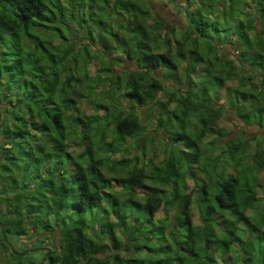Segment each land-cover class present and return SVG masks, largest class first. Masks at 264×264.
Here are the masks:
<instances>
[{
  "label": "trees",
  "instance_id": "1",
  "mask_svg": "<svg viewBox=\"0 0 264 264\" xmlns=\"http://www.w3.org/2000/svg\"><path fill=\"white\" fill-rule=\"evenodd\" d=\"M85 4L0 0L1 240L26 234L27 222L58 237L48 264H264V0L262 20L235 22L234 38H213L194 18L163 37L164 22L142 5L123 7L131 16L115 30ZM91 58L93 81L79 65ZM124 61L135 67L115 74ZM83 99L93 114L80 111ZM226 107L262 132L221 143ZM149 108L164 155L140 164Z\"/></svg>",
  "mask_w": 264,
  "mask_h": 264
},
{
  "label": "rangeland",
  "instance_id": "2",
  "mask_svg": "<svg viewBox=\"0 0 264 264\" xmlns=\"http://www.w3.org/2000/svg\"><path fill=\"white\" fill-rule=\"evenodd\" d=\"M87 4H85L82 8L84 11L86 10L92 15V19H102L105 22L113 24L115 30H118L116 24L118 23L117 19L123 20L122 14L126 17L130 15V12H125L123 7L131 5H142L147 7L151 13V19H160L164 22L162 26L161 36L167 37V32L170 28L176 27L178 28L177 34L180 33V30H183L187 23L191 20L196 19L200 23H207L203 28L209 30L210 36L215 37H235V32L233 31L235 22L245 21L248 17H260V12L257 11L258 0H232L233 4L230 6V0H85ZM69 6V4H68ZM127 8V7H126ZM132 9V8H131ZM131 16V15H130ZM131 18V17H130ZM87 19L89 20V24L92 28V21L87 14ZM189 20V21H188ZM262 20V18H261ZM151 21V20H150ZM82 23V22H81ZM88 23V22H87ZM257 23V31H260L262 27H264V20L262 24L256 19ZM83 24V29H88V25ZM70 33H79L80 28L77 26L76 22L74 24L70 23ZM95 25V24H93ZM216 26L213 28L212 26ZM96 28V27H95ZM228 28H230L228 30ZM227 29V32H226ZM234 32V33H233ZM261 32V31H260ZM167 34V35H166ZM69 35V34H67ZM264 35V32H262ZM72 35L69 36L71 42H74V48L77 49L79 47V41H73ZM68 40V41H70ZM59 43L60 41L54 39V43ZM88 43V42H87ZM92 47V46H91ZM219 47L221 51L229 53L235 57L234 65H236V69L240 71L244 76L249 75L250 72L241 68V62L237 58L238 53L233 51V45L223 43H219ZM115 54L119 55V52H115ZM86 65L88 69V78L93 81L96 77V72L99 69V62L89 59H84L79 62V65ZM132 67H135V63L132 61H124L120 63V65H115L112 68V71L115 74H119L128 70ZM201 68V67H200ZM77 76L76 74H74ZM197 77V76H195ZM247 82V81H246ZM103 83V82H102ZM170 83L167 82L166 86ZM247 82L245 86H249ZM100 85L99 88H103V90L107 89L108 84ZM177 88V87H176ZM161 92L159 93V96ZM119 97V96H118ZM227 93L225 89L219 91L217 96V103L222 104L226 103ZM246 104H247V98ZM80 111L85 112L86 114H93L95 109L88 103V99H83L79 103ZM113 107V105L111 104ZM110 106V107H111ZM112 108H109V111ZM144 111V110H143ZM104 111L100 110L99 114H103ZM154 109L148 110L147 113L141 112L140 118L144 127V132H139L136 140L139 141L140 151L134 149V146H131L130 153H134L135 150L139 155V163L151 161L153 164L158 163L164 155V144L161 142L160 134L154 130L155 121L153 120ZM223 124L225 125V129L227 131V135L222 138L221 143H226L227 146L237 145L242 143L243 140H248L249 138L254 137L259 132H262L261 129L257 126H247L242 120H240L235 113L228 107L225 108V115L223 116ZM142 139H139L141 138ZM148 136V137H147ZM138 138V139H137ZM133 138L128 139V142L134 143L136 141ZM142 150H145V157L142 156ZM130 155V154H128ZM1 176V175H0ZM261 179H264V170L260 173ZM6 186V185H5ZM261 191V190H260ZM7 197L14 200L15 195L12 192H7ZM3 200V199H2ZM0 202V206L3 209L5 201ZM264 201V200H263ZM264 204V203H263ZM36 205L32 208L33 211L36 209ZM5 209V208H4ZM67 212L62 211L61 215H65ZM250 213L254 214L255 211H250ZM6 214V213H3ZM4 216V215H3ZM1 218V211H0ZM10 218V216L4 217V219ZM2 219V218H1ZM51 222H53V218L49 216ZM3 221V219H2ZM27 232L21 236H14L12 234L6 233V240H1L3 235V225L0 223V264H48L47 261H44L45 252L52 247H57L58 237L54 232L43 231L39 232L35 231V229L24 222ZM18 237V238H17ZM17 239V240H16ZM16 252H24L22 254H15Z\"/></svg>",
  "mask_w": 264,
  "mask_h": 264
},
{
  "label": "crops",
  "instance_id": "3",
  "mask_svg": "<svg viewBox=\"0 0 264 264\" xmlns=\"http://www.w3.org/2000/svg\"><path fill=\"white\" fill-rule=\"evenodd\" d=\"M18 238V237H17ZM17 240V239H16Z\"/></svg>",
  "mask_w": 264,
  "mask_h": 264
}]
</instances>
